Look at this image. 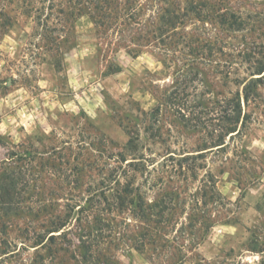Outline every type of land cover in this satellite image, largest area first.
<instances>
[{
    "label": "rangeland",
    "instance_id": "rangeland-1",
    "mask_svg": "<svg viewBox=\"0 0 264 264\" xmlns=\"http://www.w3.org/2000/svg\"><path fill=\"white\" fill-rule=\"evenodd\" d=\"M0 264H264V0H0Z\"/></svg>",
    "mask_w": 264,
    "mask_h": 264
}]
</instances>
